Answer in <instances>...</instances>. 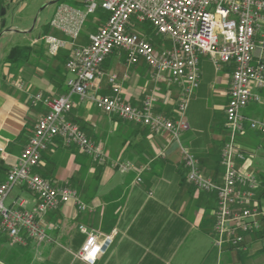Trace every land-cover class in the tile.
<instances>
[{"label":"crops","instance_id":"crops-1","mask_svg":"<svg viewBox=\"0 0 264 264\" xmlns=\"http://www.w3.org/2000/svg\"><path fill=\"white\" fill-rule=\"evenodd\" d=\"M261 38V34L256 35L257 43ZM30 46L27 60L17 65L19 75L17 71L8 74V63L3 61L4 49L0 55V165L8 169L45 112L41 104L30 102V95L63 94L57 83L61 77L59 70L64 74L65 66L58 67V62L51 60L63 49L55 58L47 59L39 54L42 49L45 55V45L31 42ZM120 56L124 54L109 55L103 68L106 73L118 74L124 99L139 106L153 90L154 111L174 118L179 88L167 80L153 82L151 71L143 62L134 66L145 67L148 75L139 70L140 73L127 76L115 59ZM111 58L114 59L108 61ZM54 63L48 76V68ZM199 69V87L188 105L185 116L188 129L182 133L180 143L195 154L205 176L221 183L220 154L227 130L220 115L227 103L232 65L217 69L203 55ZM14 74L23 79L22 89H18L20 81L15 83L17 90L11 89L8 78ZM96 87L99 93L110 92L106 77L95 81L93 88ZM252 91L259 95V100L251 101L243 109V115L264 121V90ZM72 99L75 106L67 119L77 122L92 141L102 146L107 163L98 164L75 145L64 146L59 139L51 144L33 172L54 186L75 189L86 209L80 211L69 202L48 212L41 219L48 240L39 244L24 233L23 243L15 242L8 235L4 241L1 236V263L88 264L77 257L85 240V234L79 230L83 225L112 235L111 244L97 256L94 264H264L261 235L246 236L241 250L230 247L219 250L213 245L217 195L213 191L196 190L187 181L183 156L175 140L166 133H153L145 126L106 115L88 102H79L75 95ZM236 143L245 153V159L238 166L253 172L260 181L257 202L264 210V135L246 128L236 136ZM117 161H129L134 169L122 172L110 166ZM145 165L148 169L140 174L141 180L137 182L138 168ZM4 174L0 173V182ZM17 197L26 199V208L33 210L35 198L25 187L15 188L8 205Z\"/></svg>","mask_w":264,"mask_h":264},{"label":"built area","instance_id":"built-area-1","mask_svg":"<svg viewBox=\"0 0 264 264\" xmlns=\"http://www.w3.org/2000/svg\"><path fill=\"white\" fill-rule=\"evenodd\" d=\"M75 1L76 5L63 1L57 4L48 22L54 33L42 37L51 57L62 49L69 50L64 65L67 90L58 96L35 93L29 97L33 105L41 104L45 112L0 182V230L15 242L23 243L24 233L39 244L48 240L41 224L42 217L48 212L69 202L80 211L86 209L75 189L54 186L33 172L42 153L57 139L64 146L75 145L83 155L98 164L107 163L102 146L92 141L78 124L67 119L75 106L72 99L75 95L79 102H88L106 115L145 126L153 133H166L178 143L187 181L196 190L213 191L217 195L212 240L217 249L241 250L250 234L261 235L264 239V210L257 202L260 181L253 172L238 166L245 159V153L236 143V136L246 128L264 135V121L243 115V109L251 101L259 100V95L252 90H264V0ZM97 9L105 10L107 18L88 35L86 43H79L85 21ZM132 19L148 23L170 45L154 48L130 30ZM257 34L262 37L258 43ZM113 53H123L128 66L145 63L153 82L167 80L179 88L174 118L154 111L156 96L153 90L139 106L124 99L118 74L106 73L103 68L106 58ZM203 55H207L217 69L232 65L224 108L227 138L220 154L221 183L205 176L195 154L180 143L182 133L188 129L186 110L199 87V60ZM103 77H106L110 89L105 94L99 93L97 87L93 88V83ZM18 89H22L21 82ZM110 166L122 172L134 169L129 161L111 162ZM147 169L146 165L138 168L137 182ZM16 187H25L34 196L33 210L26 208L27 201L21 197L5 205V199ZM79 230L85 234V240L77 257L94 264L97 256L111 244L112 235L101 234L83 225Z\"/></svg>","mask_w":264,"mask_h":264},{"label":"rangeland","instance_id":"rangeland-1","mask_svg":"<svg viewBox=\"0 0 264 264\" xmlns=\"http://www.w3.org/2000/svg\"><path fill=\"white\" fill-rule=\"evenodd\" d=\"M52 1L53 0H0V55L3 52V49V53H5L6 50H9V48L13 45H30L33 39L38 40L34 44L37 43L38 46L45 45L42 41V37L46 34L54 32L50 27L47 28V23L50 21L57 4L61 2L56 1L54 3H51ZM98 11L101 14H108L103 9H98ZM98 11H96L94 14L89 15L87 20L85 21L82 28V34L78 39L79 43L86 42L87 35L95 30L94 27L96 26V23H98V20L95 18V16L97 15V13H99ZM135 23V25H132V30L138 33L140 37L151 43L154 48L160 49L162 47H168L170 45V42L167 39L157 35L154 30L147 24L139 23L136 21ZM67 51V48L66 50L63 49L59 56H57V58L54 57L55 59H51L52 57L49 56L47 52L44 55V51L42 49L39 50V54L42 57L45 56L47 59L55 60L56 63L58 62L57 64H51L50 68H48V70L50 71L46 73L48 76L51 73V70L54 69L55 64L56 66L58 65V67H64L65 54L67 53ZM112 59L114 58H111L108 61H112ZM115 59H117L120 62L121 66H123V72L127 74V76L133 75L135 74V72L140 73V71L148 75V69L146 70L145 67L128 66L125 62L124 57L122 56ZM22 63L23 62L19 64L8 63V74L15 73L17 71L19 75L20 70L18 71L17 65H21ZM17 81L24 82L20 76L16 77L15 74L11 78H8V83L11 89L17 90L15 86V83ZM143 83L144 81H142L141 84L144 85ZM187 110L185 116H187ZM221 111L222 113L220 117H222V120L224 121V107ZM14 192L15 188L10 192L7 199H5V205H8L10 200L13 198Z\"/></svg>","mask_w":264,"mask_h":264},{"label":"trees","instance_id":"trees-1","mask_svg":"<svg viewBox=\"0 0 264 264\" xmlns=\"http://www.w3.org/2000/svg\"><path fill=\"white\" fill-rule=\"evenodd\" d=\"M57 1L68 2V3H71V4H75V5L77 4V1H75V0H57ZM96 11H98V9ZM107 16H108V14H101L100 12L97 13L95 18L98 20V23H96V26L94 27L95 30L98 28L99 24L107 18ZM135 24L136 23H135V21L133 19L130 20L129 28H130L131 31H133L132 30V25H135ZM145 24H147L149 27H151L148 23L145 22ZM48 27H49V24L47 23V28ZM94 31H92V32H94ZM81 34H82V32H81ZM81 34H80V36H81ZM88 35H87V40H88ZM86 42H83V44L86 43ZM31 50H32V47L29 44L13 45V46H11L9 48V50L6 51L3 61L5 63H10V64H12V63L19 64V63L24 62V61L27 60L28 55L30 54ZM68 55H69V50L65 54V61L68 58ZM65 61H64V63H65ZM63 71H65V69ZM59 72H61V77L58 80L57 85L60 87L61 92L65 93L66 90H67L66 87H65V84H64L65 73L62 74V70L61 69L59 70ZM72 122H75V121H72ZM75 123L77 124V122H75ZM7 171H8L7 166L0 165V173H3V174L5 173L3 179L5 178ZM1 236H4L3 239H4V241H6L5 237L7 236V234L0 230V237Z\"/></svg>","mask_w":264,"mask_h":264},{"label":"water","instance_id":"water-1","mask_svg":"<svg viewBox=\"0 0 264 264\" xmlns=\"http://www.w3.org/2000/svg\"><path fill=\"white\" fill-rule=\"evenodd\" d=\"M57 0L52 1V3L56 2Z\"/></svg>","mask_w":264,"mask_h":264}]
</instances>
